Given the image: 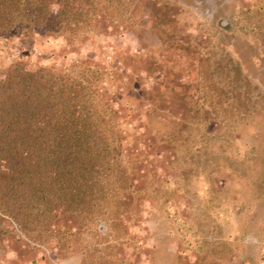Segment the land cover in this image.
Listing matches in <instances>:
<instances>
[{
	"label": "rangeland",
	"instance_id": "rangeland-1",
	"mask_svg": "<svg viewBox=\"0 0 264 264\" xmlns=\"http://www.w3.org/2000/svg\"><path fill=\"white\" fill-rule=\"evenodd\" d=\"M91 25L0 36V79L92 72L117 146L89 212L0 215V264H264V0H99Z\"/></svg>",
	"mask_w": 264,
	"mask_h": 264
},
{
	"label": "trees",
	"instance_id": "trees-1",
	"mask_svg": "<svg viewBox=\"0 0 264 264\" xmlns=\"http://www.w3.org/2000/svg\"><path fill=\"white\" fill-rule=\"evenodd\" d=\"M98 1L0 0V36L85 33ZM80 75L18 63L0 79V215L21 228L52 219L60 204L72 214L89 212L106 196L117 146L94 100V74Z\"/></svg>",
	"mask_w": 264,
	"mask_h": 264
}]
</instances>
